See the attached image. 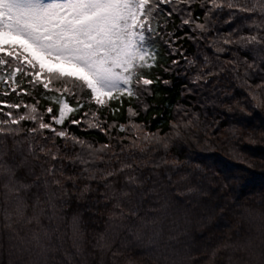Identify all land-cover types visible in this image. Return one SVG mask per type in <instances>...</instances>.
<instances>
[{
	"label": "snow or ice",
	"instance_id": "6c2138e0",
	"mask_svg": "<svg viewBox=\"0 0 264 264\" xmlns=\"http://www.w3.org/2000/svg\"><path fill=\"white\" fill-rule=\"evenodd\" d=\"M176 82H182L179 96L197 97L201 108L210 100L231 112L227 100L236 88L264 108V0H0L5 230L23 214L21 191L62 179L65 189H76L87 171L85 150L110 148L113 139L122 145L130 136L158 139L133 118ZM125 101L128 123L121 124ZM181 113L193 118L188 124L198 115L179 105ZM72 125L101 132L108 142L97 147ZM72 198L68 193L67 202ZM79 222L72 215L73 229ZM33 239L39 242L40 234Z\"/></svg>",
	"mask_w": 264,
	"mask_h": 264
},
{
	"label": "trees",
	"instance_id": "16d2710c",
	"mask_svg": "<svg viewBox=\"0 0 264 264\" xmlns=\"http://www.w3.org/2000/svg\"><path fill=\"white\" fill-rule=\"evenodd\" d=\"M181 87L161 88L147 99L153 107L133 118L158 139L130 136L85 150L76 189L62 179L21 191L22 216L11 231L0 224V264H264V108L239 88L227 100L231 112L210 100L201 108L197 97L179 96ZM179 105L198 114L193 123L177 114ZM128 107L118 123H128ZM70 130L97 147L108 142L95 130ZM72 215L80 217L76 229Z\"/></svg>",
	"mask_w": 264,
	"mask_h": 264
},
{
	"label": "rangeland",
	"instance_id": "374dc122",
	"mask_svg": "<svg viewBox=\"0 0 264 264\" xmlns=\"http://www.w3.org/2000/svg\"><path fill=\"white\" fill-rule=\"evenodd\" d=\"M65 70H66V71H72L73 69H71V68H66Z\"/></svg>",
	"mask_w": 264,
	"mask_h": 264
}]
</instances>
